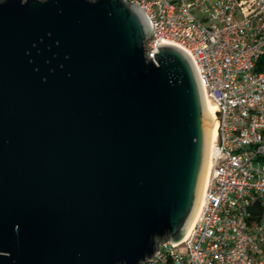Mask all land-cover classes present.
I'll return each mask as SVG.
<instances>
[{
	"label": "water",
	"instance_id": "obj_1",
	"mask_svg": "<svg viewBox=\"0 0 264 264\" xmlns=\"http://www.w3.org/2000/svg\"><path fill=\"white\" fill-rule=\"evenodd\" d=\"M124 0H0V264H142L207 166L185 53Z\"/></svg>",
	"mask_w": 264,
	"mask_h": 264
},
{
	"label": "built area",
	"instance_id": "obj_2",
	"mask_svg": "<svg viewBox=\"0 0 264 264\" xmlns=\"http://www.w3.org/2000/svg\"><path fill=\"white\" fill-rule=\"evenodd\" d=\"M124 1L151 30L145 58L177 45L216 109L196 218L142 264H264V0Z\"/></svg>",
	"mask_w": 264,
	"mask_h": 264
},
{
	"label": "bare ground",
	"instance_id": "obj_3",
	"mask_svg": "<svg viewBox=\"0 0 264 264\" xmlns=\"http://www.w3.org/2000/svg\"><path fill=\"white\" fill-rule=\"evenodd\" d=\"M163 44L172 45V46L180 49L177 45L170 43V42H163ZM180 51H182V50H180ZM198 84H199V87H200V90L202 93V97H203L205 115H206V123H207V155H208V160H207L205 179H204V185H203V191H204V188H205V185L207 182L209 168H210V157H211V154L213 152V144H214L215 136H216V119H215L216 109H215L214 105L211 103V101L208 99V97L205 95V93H204L199 82H198ZM203 191H202V194H203ZM201 198H202V195H201ZM201 198H200V202L198 205V209H199V206L201 203ZM198 209H197V212H198ZM197 212L194 215L192 221L190 222L188 228L186 229V231H185V233L181 239H183L187 235L189 229L191 228V226H192V224L196 218Z\"/></svg>",
	"mask_w": 264,
	"mask_h": 264
},
{
	"label": "rangeland",
	"instance_id": "obj_4",
	"mask_svg": "<svg viewBox=\"0 0 264 264\" xmlns=\"http://www.w3.org/2000/svg\"><path fill=\"white\" fill-rule=\"evenodd\" d=\"M195 16L198 18L200 17V15L198 13H196ZM236 18H238V16Z\"/></svg>",
	"mask_w": 264,
	"mask_h": 264
}]
</instances>
